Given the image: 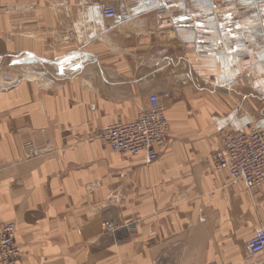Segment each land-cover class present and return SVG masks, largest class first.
<instances>
[{
	"label": "crops",
	"instance_id": "crops-1",
	"mask_svg": "<svg viewBox=\"0 0 264 264\" xmlns=\"http://www.w3.org/2000/svg\"><path fill=\"white\" fill-rule=\"evenodd\" d=\"M261 13L264 0H0V222L18 264H264L245 249L264 185L248 192L210 158L223 133L264 127ZM151 94L169 125L158 158L114 153L100 131Z\"/></svg>",
	"mask_w": 264,
	"mask_h": 264
},
{
	"label": "built area",
	"instance_id": "built-area-1",
	"mask_svg": "<svg viewBox=\"0 0 264 264\" xmlns=\"http://www.w3.org/2000/svg\"><path fill=\"white\" fill-rule=\"evenodd\" d=\"M114 15V8H101L102 18L112 19ZM168 131L164 108L159 104L158 96L151 94L147 106L135 119L104 127L99 138L114 153L142 156L144 162H152L166 144ZM210 158L216 169L226 170L233 180H240L245 190L252 192L264 185V127L253 126L247 132L235 135L223 133L219 149ZM101 225L103 231H116L111 221H103ZM15 234L16 227L12 222H0V264H18L21 257ZM253 234L245 246L249 256L264 253V229L259 227Z\"/></svg>",
	"mask_w": 264,
	"mask_h": 264
},
{
	"label": "rangeland",
	"instance_id": "rangeland-1",
	"mask_svg": "<svg viewBox=\"0 0 264 264\" xmlns=\"http://www.w3.org/2000/svg\"><path fill=\"white\" fill-rule=\"evenodd\" d=\"M257 17L260 18L259 20H261V22H264V13L259 14ZM254 35H255L256 42H258V46L257 47L258 48H264V30H261L260 32H255ZM251 42H252V39H251ZM101 229H102V225H101ZM105 232H107V231H105ZM109 233H114V232H109Z\"/></svg>",
	"mask_w": 264,
	"mask_h": 264
},
{
	"label": "bare ground",
	"instance_id": "bare-ground-1",
	"mask_svg": "<svg viewBox=\"0 0 264 264\" xmlns=\"http://www.w3.org/2000/svg\"><path fill=\"white\" fill-rule=\"evenodd\" d=\"M33 75V74H32Z\"/></svg>",
	"mask_w": 264,
	"mask_h": 264
}]
</instances>
